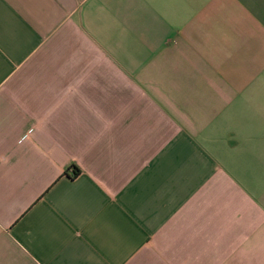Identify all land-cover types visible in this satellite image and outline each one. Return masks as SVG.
I'll return each mask as SVG.
<instances>
[{
	"label": "crops",
	"instance_id": "0c3cea01",
	"mask_svg": "<svg viewBox=\"0 0 264 264\" xmlns=\"http://www.w3.org/2000/svg\"><path fill=\"white\" fill-rule=\"evenodd\" d=\"M0 264H264V0H0Z\"/></svg>",
	"mask_w": 264,
	"mask_h": 264
},
{
	"label": "trees",
	"instance_id": "16d2710c",
	"mask_svg": "<svg viewBox=\"0 0 264 264\" xmlns=\"http://www.w3.org/2000/svg\"><path fill=\"white\" fill-rule=\"evenodd\" d=\"M79 173L78 169H76L75 167H72V175L75 176Z\"/></svg>",
	"mask_w": 264,
	"mask_h": 264
}]
</instances>
